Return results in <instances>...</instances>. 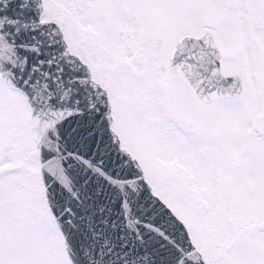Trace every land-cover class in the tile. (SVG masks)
<instances>
[{
	"label": "snow or ice",
	"instance_id": "1",
	"mask_svg": "<svg viewBox=\"0 0 264 264\" xmlns=\"http://www.w3.org/2000/svg\"><path fill=\"white\" fill-rule=\"evenodd\" d=\"M0 264H264V0H0Z\"/></svg>",
	"mask_w": 264,
	"mask_h": 264
}]
</instances>
